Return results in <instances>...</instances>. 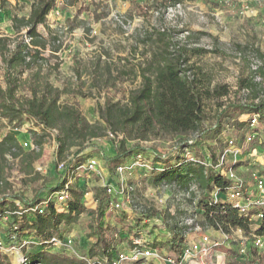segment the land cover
Wrapping results in <instances>:
<instances>
[{"label":"rangeland","instance_id":"374dc122","mask_svg":"<svg viewBox=\"0 0 264 264\" xmlns=\"http://www.w3.org/2000/svg\"><path fill=\"white\" fill-rule=\"evenodd\" d=\"M70 1L74 4H70ZM243 1L248 3L247 9L242 8ZM173 2L182 3V8L167 14L154 0H57L47 22L38 29L46 46L35 47L30 44L32 51H41L43 60L20 76L18 97L24 100L31 96L29 87L34 84V73L40 69V74L54 87L70 91L62 94L60 102L76 104L85 119L98 127L100 134L89 142L92 146L80 153L78 148H73L66 157L67 160L74 157V167L77 170L73 186L77 193H82L83 205V212L77 223H63L61 226L63 237L72 240L68 252L84 254L95 241L96 238L90 234L89 223L98 207V197L102 194L108 178L117 181L116 173L109 171L103 155H115L120 142L125 141L128 148H147L146 155L153 160L155 155L151 153V149L173 152L178 141L186 138L183 135L162 132L142 136L130 129L114 131L104 114L109 103L124 104L130 93L142 84L143 69L149 66L155 53L165 47V42L157 33L159 27H167L174 36V41L182 39V33L188 31L189 64L203 78L206 87L226 85L229 90L222 97H206L205 128L208 130L192 150L198 156L209 160L211 154H218L225 147L229 133H224V128L229 123L234 129L238 128V122L234 119L248 123L249 113H234L222 128L215 127L217 114L229 101L238 102L252 98L251 92L247 97L237 93L239 82L251 80L253 77L251 61L260 60L261 69L264 71V58L259 55V52L264 54V0H167V4ZM31 8L30 0H0V37L8 38L11 48H15L19 38L27 34V29L17 31L14 19L28 17ZM26 42L30 43L27 36ZM196 48L207 51L197 53L193 50ZM4 72L0 55L1 86H5ZM257 87L261 91V97H264V74ZM72 91H81L83 94L71 93ZM32 130L41 132L40 126L28 115H23L21 120L14 122L0 115V141L7 133L12 132L25 152H35L38 149L31 135ZM250 132L248 123L240 129L238 137L243 139ZM57 133V130L51 131V136L46 139L43 147V156L32 164L31 169L24 164L21 157L13 154L5 156L6 161L1 164L4 166L3 180L7 182V189L0 192V208L7 207L14 195L21 194L31 200L39 193L43 199L49 193L57 191L66 176L64 168H59V163L66 159L61 160L58 157L59 146L55 140ZM194 135L191 134L188 138L191 139ZM239 158V175L248 178L255 160L246 151ZM91 159L100 161L103 169L79 168L81 161L84 165ZM154 167L161 169L160 164ZM124 180L135 185L131 202L125 203L122 209L107 214L102 219L104 227L117 228L113 235L117 238L119 249L130 248L124 237H129L131 233L116 221V217L125 214L126 210L139 214L147 209L160 212L159 219L149 223L144 238L147 241L161 242L158 246L161 256L168 254L167 244L170 238L167 229L162 225L163 221L174 227L182 218L197 215V220L202 223L203 217L198 207L201 190H198L197 198L193 200L176 182L170 183L171 186L156 184L154 170L146 174L142 169H136L132 174H125ZM65 203L66 201L59 206ZM131 220L134 218L131 217ZM206 230L212 236L216 235L211 228ZM241 236L242 233L237 231L232 239H240ZM24 240L27 241L24 247L27 252L41 249V239L36 236L26 235ZM12 246V242L7 243L6 247L10 248L8 253L19 260L25 250L13 249ZM210 260L212 264L231 262L228 256H212ZM150 264L166 262L159 257H153Z\"/></svg>","mask_w":264,"mask_h":264},{"label":"trees","instance_id":"16d2710c","mask_svg":"<svg viewBox=\"0 0 264 264\" xmlns=\"http://www.w3.org/2000/svg\"><path fill=\"white\" fill-rule=\"evenodd\" d=\"M30 1L32 2L30 15L14 19L17 31L21 32L23 29H27V34L19 38L15 48L10 47L8 38L0 37V55L5 70V86L0 85V115L11 122L19 121L23 115H28L40 126L41 132L31 131L33 141L38 149L35 152H25L12 132L7 133L0 141V192L7 189V182L3 180L4 166L1 164L2 161H6L7 154L21 157L24 164L31 169L32 164L43 156L45 141L51 136L53 130L58 131L55 140L59 146L58 157L61 160L66 159L73 148H78L79 153L83 152L88 146H92L89 142L100 135L98 127L85 119L76 104L69 105L60 102L62 94L70 93V91L54 87L46 77L40 74V69L33 75L34 84L29 87L31 96L24 100L18 97L20 76L43 60L41 51L39 49L32 51L30 44L35 47L46 46L38 29L40 25L47 22L50 13L57 5V0ZM154 2L158 7L164 9L178 3L167 4V0H154ZM70 4L74 3L70 1ZM157 33L159 38L165 42L164 49L155 53L149 66L143 69L142 84L130 93L124 104L121 102L109 103L105 107L104 114L109 124L114 131L130 129L142 136L159 132L186 136L178 141L173 152L150 150L155 155L153 159L155 165H161L160 170L154 169L156 184L176 182L184 190H187L191 184H196L198 190H201L200 195L202 194L198 201V207L203 217L202 223L223 230L225 233L241 229L249 237L253 232L264 237V220L254 230L248 219L229 202L214 203L211 200V194L215 187L226 190L230 185V181L225 176L215 168H207L200 163H184L183 158L179 155L180 150L186 147L193 148L208 130L205 128L206 97L227 95L228 87L226 85L206 87L203 78L189 64V44L174 41V36L169 29L166 32L157 30ZM26 36L29 37L30 43L26 42ZM193 50L197 53L207 51L203 48ZM259 55L264 58L263 53L259 52ZM189 71L192 76L187 74ZM260 73L263 75L264 71L261 69ZM243 88L250 89V92L253 93L252 98L238 102L229 101L226 107L217 114L215 127L222 128L234 113L259 114L261 123L258 130L264 137V97H261V91L254 81V76L251 80L239 82L237 93ZM76 92L83 94L81 91ZM76 92L72 91L71 93ZM234 121L238 122V128L235 129V135L238 137L240 129L248 123L236 119ZM191 134H195L193 143H190L188 138ZM147 151V148L140 146L128 148L126 142L121 141L115 155H103L102 158L109 171L114 174L118 166L126 163L135 155L147 153ZM64 162L67 163L66 174L71 170H77L74 167V157L66 159ZM82 162L79 167L83 165ZM65 181L57 187L55 193L48 195H56L63 188ZM77 192L72 186L70 197L65 200L66 203L63 206L60 207L59 204H63L65 201L57 202L54 198L55 200L48 203L43 213L27 211L45 199H42L39 193L31 200L21 194L14 195V199L8 203L7 207H1L0 214L6 213V211L10 212L7 220L0 219V231L6 246L8 242L20 246L25 241L26 235H34L41 239L42 246L36 252H27L23 248L25 250L22 254L24 259L21 256L19 260L13 258L10 253L0 252V264H106L107 260L111 261L115 258L119 244L113 231L117 228L102 225V219L107 214L116 212L110 209L113 198L108 195L106 188L98 197V207L89 223L90 234L96 239L91 243L87 252L79 255L63 249L57 251L48 249V244L45 242L50 241L54 236L63 237L61 231L63 223L78 222L83 212V205L81 202L82 193ZM191 198L194 200L197 198V194H193ZM133 212L126 210L125 214L116 217L118 224H122V227H126L131 233L129 237H124L127 239L130 249L141 247L136 244V240L145 239V231L149 228V223L155 222L154 220H158L160 217V212L153 209H147L140 214ZM131 217L134 218L133 221ZM162 225L170 234L167 244L168 255L180 260L186 244L181 227L178 224L171 227L166 221H163ZM116 232L121 234L120 231ZM160 245L159 240L147 241L145 244L152 249H159ZM238 256V249H231L228 252V257L231 259L230 264H238ZM246 264H264V261L252 249Z\"/></svg>","mask_w":264,"mask_h":264},{"label":"built area","instance_id":"2783aa9c","mask_svg":"<svg viewBox=\"0 0 264 264\" xmlns=\"http://www.w3.org/2000/svg\"><path fill=\"white\" fill-rule=\"evenodd\" d=\"M248 3L243 1L242 8L247 9ZM182 8V3L178 2L175 5H170L164 10L167 14L174 11H179ZM161 32H166L167 27H159ZM183 38L177 39L181 43H188V31L182 33ZM189 44V43H188ZM190 46V45H189ZM251 70L253 72L254 81L259 83L262 80L261 61L253 59L251 61ZM192 76L191 71L187 73ZM242 96L247 97L250 94V89L243 88L240 91ZM246 100V98L244 99ZM247 122L251 127V132L243 139H240L235 135V129L232 124H228L224 128V133H229L225 141V147L218 152V154H211L210 159H205L198 156L190 147H186L179 151V155L183 158L184 163H200L207 168H215L229 181L230 185L226 190H222L220 187H215L211 200L214 203L229 202L237 211L246 217L250 222L254 230L258 228L260 223L264 220V137L261 131L258 130L260 126L259 114H248ZM192 137L189 142L193 143ZM246 151L249 156L254 158L255 165L250 169V176L248 178L241 177L238 171V164L240 163V155ZM230 157H233L230 160ZM101 162L97 159H91L86 164L79 168H86L88 170L103 169ZM154 161L146 155V153H139L126 163L116 168L117 181L113 178H108L105 188L108 195L113 200L110 204V209L118 211L122 209L125 203L131 202V195L135 191V185L128 183L124 180L125 174H132L136 169H142L146 174L149 171L155 169ZM59 168L67 169V163H59ZM76 170H71L66 174L63 188L57 192L56 195H48L45 199L36 207L30 208L27 211L43 213L48 203L56 198L57 202H63L70 197V188L73 186ZM108 176V175H107ZM63 180V181H64ZM171 186L170 183L163 182L162 186ZM198 187L196 184H191L185 194L191 197L193 194H197ZM19 203V202H18ZM26 211V210H25ZM10 212L0 214V219L4 221L8 219ZM202 215V213H201ZM203 222V221H202ZM183 234L186 238V244L183 248V254L180 260L169 256H161L158 249H152L149 246H145L147 240H136V244L141 247L136 248H124L117 250V256L111 261L107 260L106 264H150V260L153 257H159L166 262V264H212L210 257H224L228 256V252L235 248L238 249L239 256L238 264H246V260L250 254V251L254 249L258 256L264 261V237L253 232L251 237L245 235L241 229H235L231 233H225L223 230L215 229L207 224L199 223L197 215H189L182 218L178 222ZM211 228L216 232L215 236H212L206 229ZM241 232L240 239H232V235L235 232ZM3 239V234L0 231V252L8 253L9 249L6 247ZM48 244V249L57 250H69L72 246V240H67L64 237L54 236L50 241L45 242ZM27 241H23L20 246L13 245V249H23L26 247ZM74 253V251H72ZM76 253V252H75ZM22 259L24 257L22 256Z\"/></svg>","mask_w":264,"mask_h":264}]
</instances>
